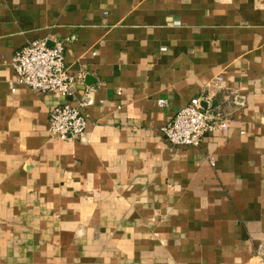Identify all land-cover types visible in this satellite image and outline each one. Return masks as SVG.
<instances>
[{
	"label": "crops",
	"instance_id": "0c3cea01",
	"mask_svg": "<svg viewBox=\"0 0 264 264\" xmlns=\"http://www.w3.org/2000/svg\"><path fill=\"white\" fill-rule=\"evenodd\" d=\"M35 39L94 87L81 141L48 131L74 100L15 82ZM194 97L226 127L171 145ZM259 243L264 0H0V264H258Z\"/></svg>",
	"mask_w": 264,
	"mask_h": 264
},
{
	"label": "built area",
	"instance_id": "2783aa9c",
	"mask_svg": "<svg viewBox=\"0 0 264 264\" xmlns=\"http://www.w3.org/2000/svg\"><path fill=\"white\" fill-rule=\"evenodd\" d=\"M12 65L16 83L37 93L51 92L74 100V104L65 102L50 108L48 131L58 139L81 141L88 125L86 108L94 102V87L86 86L79 92L77 88L83 83V76L69 73L64 66L62 44L56 42L48 46L44 40H32L13 54ZM201 101L199 97L192 98L159 128L168 143L198 146L204 136L226 127L220 110L209 103L202 107ZM253 255L258 264H264V244L259 243Z\"/></svg>",
	"mask_w": 264,
	"mask_h": 264
},
{
	"label": "water",
	"instance_id": "95a60500",
	"mask_svg": "<svg viewBox=\"0 0 264 264\" xmlns=\"http://www.w3.org/2000/svg\"><path fill=\"white\" fill-rule=\"evenodd\" d=\"M200 104H201V106H202V107H204V104H205V103H204L203 101H201V103H200Z\"/></svg>",
	"mask_w": 264,
	"mask_h": 264
}]
</instances>
